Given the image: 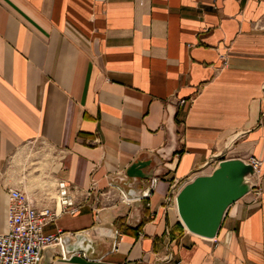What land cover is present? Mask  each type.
I'll list each match as a JSON object with an SVG mask.
<instances>
[{
    "label": "crops",
    "instance_id": "0c3cea01",
    "mask_svg": "<svg viewBox=\"0 0 264 264\" xmlns=\"http://www.w3.org/2000/svg\"><path fill=\"white\" fill-rule=\"evenodd\" d=\"M222 155L261 161L260 195L205 238L175 197ZM40 177L76 207L43 232L85 250L42 262L264 264V0H0V232L8 186L55 207ZM118 178L136 193L157 179L127 204L102 195Z\"/></svg>",
    "mask_w": 264,
    "mask_h": 264
},
{
    "label": "built area",
    "instance_id": "2783aa9c",
    "mask_svg": "<svg viewBox=\"0 0 264 264\" xmlns=\"http://www.w3.org/2000/svg\"><path fill=\"white\" fill-rule=\"evenodd\" d=\"M223 60V64H225ZM184 100H180V103ZM247 163L251 164L255 170L253 186L254 199L260 195L259 168L261 161L257 158H250ZM157 178H153L148 189L143 193H136L130 186V181L118 178L107 182V190L102 193L109 198L111 192L114 191L118 198L127 204L149 197ZM92 190H96L92 186ZM8 195L7 210V230L0 232V264H41L43 251L50 246H57L60 250L62 259H69L72 254L77 251L82 252L85 256V250L78 248L72 251H66L64 235L61 230L56 233L45 234L43 228L46 224L54 221L57 216L65 211L74 213L76 211L73 188L64 180H57L55 183L54 196L55 207L43 206L38 209L33 199L27 194L22 187H6ZM115 240L113 242L116 247V237L120 235L119 231H115ZM138 235L142 233L139 231ZM70 237V236H69ZM173 264H180L175 261Z\"/></svg>",
    "mask_w": 264,
    "mask_h": 264
},
{
    "label": "water",
    "instance_id": "95a60500",
    "mask_svg": "<svg viewBox=\"0 0 264 264\" xmlns=\"http://www.w3.org/2000/svg\"><path fill=\"white\" fill-rule=\"evenodd\" d=\"M254 175V168L246 161L220 156L212 173L194 177L176 194V208L183 225L199 236L215 237L226 209L251 190ZM69 240V236L64 238L66 251H70ZM54 251L60 253L59 248ZM50 260L46 254L42 264H50Z\"/></svg>",
    "mask_w": 264,
    "mask_h": 264
},
{
    "label": "rangeland",
    "instance_id": "374dc122",
    "mask_svg": "<svg viewBox=\"0 0 264 264\" xmlns=\"http://www.w3.org/2000/svg\"><path fill=\"white\" fill-rule=\"evenodd\" d=\"M34 152V154H32ZM31 154L32 155H34L33 157H37L38 156V154L35 152V150H32V151H30V152H28V157H27V161H32L34 158L31 156ZM39 186H41L42 188H44L45 189V191L47 192V196H54V192H53V190H51V189H49L48 190V187H46L45 185L47 184V181H46V179H44L43 177H40V179H39V181H38V183H37ZM48 191H51L52 192V194L51 193H48Z\"/></svg>",
    "mask_w": 264,
    "mask_h": 264
},
{
    "label": "bare ground",
    "instance_id": "6f19581e",
    "mask_svg": "<svg viewBox=\"0 0 264 264\" xmlns=\"http://www.w3.org/2000/svg\"><path fill=\"white\" fill-rule=\"evenodd\" d=\"M80 246H81V242L78 241V242H76V244L72 245L71 247H80Z\"/></svg>",
    "mask_w": 264,
    "mask_h": 264
}]
</instances>
